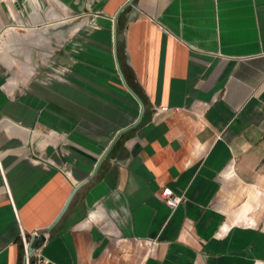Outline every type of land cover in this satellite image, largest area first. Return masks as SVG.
Segmentation results:
<instances>
[{
  "label": "crops",
  "instance_id": "1",
  "mask_svg": "<svg viewBox=\"0 0 264 264\" xmlns=\"http://www.w3.org/2000/svg\"><path fill=\"white\" fill-rule=\"evenodd\" d=\"M128 1L0 0V264H264V0L124 9L114 142Z\"/></svg>",
  "mask_w": 264,
  "mask_h": 264
},
{
  "label": "water",
  "instance_id": "2",
  "mask_svg": "<svg viewBox=\"0 0 264 264\" xmlns=\"http://www.w3.org/2000/svg\"><path fill=\"white\" fill-rule=\"evenodd\" d=\"M133 3H134V0H129L126 4H124V6L121 8V10L119 11V13H118L117 16L115 17V20H114V44H115V54H116L117 67H118L119 74H120V76H121V78H122V80H123L125 86L130 90V92H131V93L135 96V98L138 100V102H139V104H140V106H141V113H140V117H139L138 121H137L135 124H133L132 126H130V127L126 128V129L120 131V132L118 133V135L116 136L114 142H115V141H116V140H117L122 134H124L125 132H127V131H129V130L135 128V127H137V126L141 123V121H142V119H143V116H144V114H145V111H146L145 105H144V103L142 102V100H141V99L137 96V94H136V93H135V92H134V91L128 86V84H127V82H126V79H125V77H124V74H123V72H122V70H121V67H120V64H119V61H118V55H117V44H118V24H117V21H118V17H119L120 13H121L124 9H126L127 7L133 5ZM112 145H113V144H112ZM112 145L110 146V148H109V150L107 151V153L104 155L102 161L106 158L108 152H109L110 149L112 148ZM102 161H101V162H102ZM101 162H100V163H101ZM60 217H61V216H60ZM59 219H60V218H58V220H59ZM58 220H57V221H56L51 227L39 231V232L33 237L32 241L29 243V248H30L29 256H31L32 253H33L36 249H38V248H37V245H38L39 243H41L42 245L45 243V241H46L45 235H46L47 233H49V232L52 230L53 226L58 222ZM36 238H38L37 241H36Z\"/></svg>",
  "mask_w": 264,
  "mask_h": 264
},
{
  "label": "built area",
  "instance_id": "3",
  "mask_svg": "<svg viewBox=\"0 0 264 264\" xmlns=\"http://www.w3.org/2000/svg\"><path fill=\"white\" fill-rule=\"evenodd\" d=\"M162 195L166 204L172 209L178 208L184 201L182 197L176 196L171 189H165ZM29 251V244L25 243V264H47L40 248L36 249L31 256H29Z\"/></svg>",
  "mask_w": 264,
  "mask_h": 264
}]
</instances>
